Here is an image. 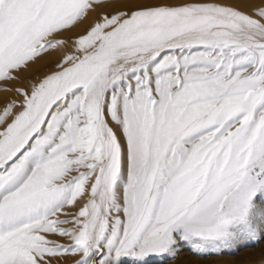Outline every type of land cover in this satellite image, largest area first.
Returning a JSON list of instances; mask_svg holds the SVG:
<instances>
[{
  "label": "snow or ice",
  "instance_id": "snow-or-ice-1",
  "mask_svg": "<svg viewBox=\"0 0 264 264\" xmlns=\"http://www.w3.org/2000/svg\"><path fill=\"white\" fill-rule=\"evenodd\" d=\"M242 2L0 0V264L264 245V0Z\"/></svg>",
  "mask_w": 264,
  "mask_h": 264
},
{
  "label": "rangeland",
  "instance_id": "rangeland-1",
  "mask_svg": "<svg viewBox=\"0 0 264 264\" xmlns=\"http://www.w3.org/2000/svg\"><path fill=\"white\" fill-rule=\"evenodd\" d=\"M78 207L79 205L74 211L78 210ZM182 252L186 255L181 257L178 255L174 264H264V245L241 249L225 248L222 251L207 249L199 255L187 250Z\"/></svg>",
  "mask_w": 264,
  "mask_h": 264
},
{
  "label": "bare ground",
  "instance_id": "bare-ground-1",
  "mask_svg": "<svg viewBox=\"0 0 264 264\" xmlns=\"http://www.w3.org/2000/svg\"><path fill=\"white\" fill-rule=\"evenodd\" d=\"M154 2L159 3H173V4H183V3H193V2H201V3H215V4H222L225 6H233L238 7L242 11L248 12L250 14L251 9L249 7H244L242 0H154ZM256 4H259L261 0H254ZM186 255L184 252L179 254V256ZM65 264H72V260L69 259L65 262Z\"/></svg>",
  "mask_w": 264,
  "mask_h": 264
}]
</instances>
